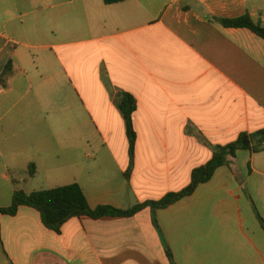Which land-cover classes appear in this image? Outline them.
I'll return each mask as SVG.
<instances>
[{
	"label": "crops",
	"instance_id": "obj_1",
	"mask_svg": "<svg viewBox=\"0 0 264 264\" xmlns=\"http://www.w3.org/2000/svg\"><path fill=\"white\" fill-rule=\"evenodd\" d=\"M245 13L264 26V0H0V207L12 180L77 182L91 207L157 200L264 127V39L212 20ZM119 92L135 100L131 160ZM253 204L264 219V151L238 150L157 227L149 207L60 233L30 207L0 215V264H170L166 246L175 264H264Z\"/></svg>",
	"mask_w": 264,
	"mask_h": 264
},
{
	"label": "trees",
	"instance_id": "obj_2",
	"mask_svg": "<svg viewBox=\"0 0 264 264\" xmlns=\"http://www.w3.org/2000/svg\"><path fill=\"white\" fill-rule=\"evenodd\" d=\"M102 1L105 4H113L124 0ZM212 20L224 27L247 28L264 39V26H262L259 21H253L247 13L235 18L212 17ZM10 70L11 62H7L0 74V86L4 85ZM117 96L119 99L118 107L124 120L131 160L136 137L132 124V112L135 110V100L126 92H119ZM238 150H246L250 153L264 151V127L253 132H241L234 141L226 145L216 146L211 158L203 165L195 167L191 171L189 182L185 187L178 191L167 192L157 200H146L136 203L126 209L117 208L110 204H99L95 207H91L77 182L48 189L33 190L27 193L19 185L18 181L12 180L14 187L11 195V202L8 206L0 207V215L14 216L19 207H30L38 212L40 221L46 228L60 233L62 224L73 217L86 216L92 219L106 216L128 217L134 215L144 207H149L152 215V223L157 227L155 213L158 209L166 208L176 201L191 195L199 184L205 183L211 179L217 168L229 166L231 158L235 156ZM34 173L35 164L31 162L28 164L27 174L28 176H32ZM253 210L264 230V219L261 217L254 204ZM165 250L170 264H175L167 246Z\"/></svg>",
	"mask_w": 264,
	"mask_h": 264
},
{
	"label": "rangeland",
	"instance_id": "obj_3",
	"mask_svg": "<svg viewBox=\"0 0 264 264\" xmlns=\"http://www.w3.org/2000/svg\"><path fill=\"white\" fill-rule=\"evenodd\" d=\"M25 169H27V168H25ZM25 173L27 174V172H25ZM25 173H22V176H26ZM16 177L20 178L21 176L18 175ZM38 187H40V182H38V181H31V182L23 185V188L27 189V190H29V189H37Z\"/></svg>",
	"mask_w": 264,
	"mask_h": 264
}]
</instances>
